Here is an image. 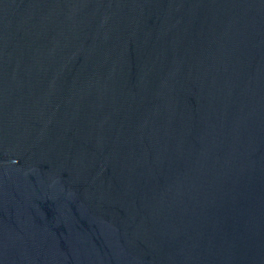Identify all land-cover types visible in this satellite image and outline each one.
<instances>
[{
    "label": "water",
    "instance_id": "obj_1",
    "mask_svg": "<svg viewBox=\"0 0 264 264\" xmlns=\"http://www.w3.org/2000/svg\"><path fill=\"white\" fill-rule=\"evenodd\" d=\"M0 264H264V0H0Z\"/></svg>",
    "mask_w": 264,
    "mask_h": 264
}]
</instances>
